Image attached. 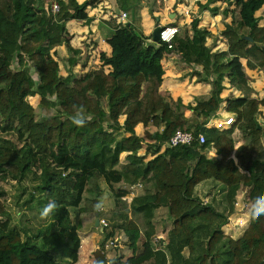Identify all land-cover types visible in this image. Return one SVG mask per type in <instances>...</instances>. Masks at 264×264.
<instances>
[{
  "label": "trees",
  "instance_id": "1",
  "mask_svg": "<svg viewBox=\"0 0 264 264\" xmlns=\"http://www.w3.org/2000/svg\"><path fill=\"white\" fill-rule=\"evenodd\" d=\"M93 1L57 0L59 9L52 12L50 3L45 7L43 0H0V109L16 119L14 124L0 121V133L15 131L22 142L16 146L0 137V179L10 176L19 183L29 179L32 189L25 203H31L36 193L39 204L56 205L50 210V222L29 233L30 228L12 224L0 199V264H75L80 222H71L68 209L94 212L99 217L100 181L108 187L122 182L143 184L144 193L132 198L130 210L143 217L146 230L143 233L126 212L114 214L117 220L101 227L103 238L90 264H122L118 256L107 263L103 249L105 241L119 230L132 251L127 262L164 264L151 257L155 249L152 220L162 206L171 220L165 245L168 264H264V215H249L247 227L236 239L220 231L233 212L240 186L249 185L246 195L251 204L264 194L263 132L256 120L258 107H264V96H250L252 89L237 59L245 58L249 69L264 70V22L259 26L255 16L264 0H220L226 3L224 14L236 12L222 31L226 51L210 52L197 19L190 23L192 35L176 36L171 49L161 42L159 47L147 45L149 37L132 23H118L107 39L110 55L100 52L101 67L79 76L71 70L61 75L48 50L64 44L70 52L69 66H74L79 51L70 45L65 22L85 18L83 9ZM215 1L206 0L199 8L207 9ZM211 11L217 12L218 7H211ZM172 51L186 64L201 65L202 73L191 74L199 82L210 83L206 99L183 104L180 98L166 99L160 93L164 74L161 60ZM229 55L235 57L224 61ZM104 65L110 66L109 72H104ZM224 77L241 93L226 99L234 122L225 129L205 127L222 101ZM27 95H38L40 108L54 113L36 119ZM186 109L203 119L191 127L184 115ZM77 113L85 121L82 126L72 122ZM138 123L159 128L144 131L150 143L144 144V136L135 133ZM234 127L246 140L236 149ZM177 129L203 132L205 141L168 146ZM142 148L143 155L138 153ZM210 149L217 156H210ZM123 152L125 161L121 163ZM145 155L150 158L145 160ZM206 181L225 190L226 213L203 203L195 194L196 185ZM127 193L117 189L114 206ZM2 195L0 187V198Z\"/></svg>",
  "mask_w": 264,
  "mask_h": 264
},
{
  "label": "crops",
  "instance_id": "2",
  "mask_svg": "<svg viewBox=\"0 0 264 264\" xmlns=\"http://www.w3.org/2000/svg\"><path fill=\"white\" fill-rule=\"evenodd\" d=\"M43 1L45 7L49 5L47 0ZM83 1L85 0H76L78 4L82 3ZM115 1L119 11L126 13L124 23H132L147 37H151V33L155 27V24H157L159 27L164 24H173L179 27L186 24V26H189L187 35L191 36L192 30L190 23L193 19H197V27L206 33L204 45L209 48L210 52L226 51L228 48L227 40L222 35V31L224 30L225 25L231 22L232 15H230L231 12H228L227 14L222 12L223 8L226 7V3L223 1L217 0L215 2L209 3V8L203 10L199 8V4H204L206 0H201L199 1L200 3L197 0H185L188 1L187 4L178 3L176 0H161L162 7H158L157 5L154 6L155 4L152 6L151 0ZM156 2L160 3V0H156ZM219 2L224 3L225 6H221ZM176 4H178V7L175 8L176 10H173V13H170V10H172L171 7L175 6ZM211 7H218V11L213 13L211 11ZM232 7L233 6H230V8ZM189 9H192L193 12H198H196V15L184 14V12L188 11ZM83 12L86 15L85 18H69V20L65 22V26L70 35V45L79 51L76 54V63L74 66H72V68H70L68 60L66 59V66L68 69L67 73L71 70L75 74L78 72V76L90 69L101 67L102 64L99 59L100 52H104L107 56L110 55L111 47L107 43V39L110 38L116 24L123 23L118 19L119 13L116 14L111 8L109 0H95L93 2H89V4H87V6L83 9ZM191 16L193 18H191ZM255 16L259 17L258 25L262 26L264 22V6H261V8L255 12ZM170 17L172 20H168ZM183 35H185V32L177 34L179 37H183ZM65 47L66 46L63 44H58L50 48L49 52H52V54H50L52 58L54 57L56 60L64 56L68 58ZM54 51L56 56L53 54ZM167 54H170V52L166 53V55ZM234 57V55H229L224 61H230ZM177 59L178 61H174L173 59L167 58L164 55L163 59L161 60L164 74L162 75V82L159 87L160 93L166 99L176 100L177 98H180L183 104L190 103L194 105L196 103V99H206L211 92L210 83L199 82L196 80V75L191 74V72L202 73L201 65L186 64L182 61L180 56L177 57ZM237 59L241 64L244 74L247 77V83L249 87L254 90L251 97L257 99L262 98L264 95H259L258 97L256 96V91H260L258 88L264 81L263 68L257 67L249 69L246 65L245 58L237 57ZM57 62L59 63L58 66H60V62L58 60ZM102 68L106 73L110 71L109 65H104ZM67 73L65 70H62V73L60 74L66 75ZM222 85L223 89L220 92L222 101L219 104L218 110L211 116L209 120L232 117L233 114L227 111L226 99L241 96L240 91L231 86L226 77H224ZM229 86L232 89H228ZM258 108L264 112L263 106H259ZM184 115L187 118H189L188 116L200 118V116L188 109L184 111ZM153 127L156 126L153 125ZM137 128H142V131H140L141 133L137 131ZM134 129L135 133L139 136H142V133L147 130L149 132H153L149 129V126L146 127L140 123H138ZM121 154H123V156L126 155L125 152ZM81 245L83 248L84 245ZM90 245L91 244H89V246ZM82 260L84 261L85 258L83 257ZM75 264L82 263L77 260Z\"/></svg>",
  "mask_w": 264,
  "mask_h": 264
},
{
  "label": "rangeland",
  "instance_id": "3",
  "mask_svg": "<svg viewBox=\"0 0 264 264\" xmlns=\"http://www.w3.org/2000/svg\"><path fill=\"white\" fill-rule=\"evenodd\" d=\"M50 4L52 2H57V0H47ZM149 1V0H147ZM163 1V0H162ZM162 1L160 0V3L156 2V0H151V5L155 4L154 6L162 7ZM178 3H188V1L185 0H176ZM198 2L201 0H197ZM200 3V2H199ZM220 3V2H219ZM58 4V2H57ZM221 6H225L224 3H220ZM59 6V5H58ZM178 7V4L175 6H172V10H170V13H173V10H176L175 8ZM232 11L236 10L232 7ZM198 12V11H196ZM196 12H193L192 9H189L188 11H185L184 14L186 15H196ZM198 14V13H197ZM232 15V14H230ZM233 15H236V12L233 13ZM232 15V17H233ZM191 18H193L191 16ZM168 20H172L171 17L168 18ZM179 27V26H178ZM189 26L186 24L181 25L179 27V33L185 32L188 34ZM64 45V44H63ZM66 48V47H65ZM48 55L51 56L52 52H49ZM67 55H70V52L66 48ZM53 54L56 56L55 51ZM180 55L176 51L170 52V54H165V57L171 58L174 61H178L177 57ZM52 57V56H51ZM54 58V57H53ZM66 56L62 58H58L57 60L60 62L59 67V73H62V70H65L67 73V61ZM59 64V63H58ZM33 71V69H32ZM79 73L77 72L76 75ZM62 75V74H61ZM228 89H232L230 86ZM252 89V88H251ZM237 90V89H236ZM260 91H256V96L259 97V95H264V81L261 83L260 87L258 88ZM254 90L251 91L250 96ZM234 93V92H233ZM237 93V92H236ZM26 100L31 104L32 107H34V117L36 119H41L42 117H47L54 113V110H48L44 111L40 108L39 102V96L38 95H27ZM260 110V109H259ZM7 110L0 109V121L2 123L6 122H12L15 123L16 119L15 115L10 113V117L6 116ZM231 115V114H230ZM189 118V124L191 127L195 126L196 123L200 122L203 118H197L194 116H188ZM256 120L259 123V125L264 126V112L263 110H260L258 114H256ZM149 129L151 131H155V129H159L156 127H153V125H148ZM147 127V126H146ZM236 127V126H235ZM234 127L233 130V137L236 139L235 148L236 149L240 145H244L246 143V140L244 141L241 137V131ZM137 131L141 133L142 128H137ZM148 131V130H147ZM142 136H144V132L142 133ZM0 137L4 139H9L13 143L16 144V146L22 145V142L17 139L16 132H8V133H0ZM145 142L144 144L150 143V139H147V137L144 136ZM260 143L262 145V152H264V134L260 136ZM209 151H212L211 149ZM208 151V152H209ZM139 154H144V148L140 149ZM232 157H234V152L232 153ZM150 155H145V160L149 159ZM119 159H121V163L125 161V156L123 154L120 155ZM101 183V189L102 193L100 194L101 199V205L99 206V217L94 212L91 213H85L82 212L80 209L77 208H69V217L71 219V222L73 224H76L77 222H80L79 229H78V235L80 237V247L78 251V261L82 264H90L93 259V251L98 248L100 241L103 238L101 226L95 225V219L98 217L99 219H104L108 224V227L111 226L112 220L116 221L115 215H117L118 212H126L129 217H133V219L137 222L139 225L141 231L144 233L146 230V225L144 223V219L140 214H132L130 210V202L133 197L139 196L144 193V187L143 184L141 186H133L125 184L124 182L114 184L111 187H108L103 183V181H100ZM0 187L3 190V195L1 196V201L5 207V209L9 212L12 219V224H16L17 226L21 227H28L30 228L29 233H32L35 231L36 228H44L45 225H47L51 218L49 216L50 212L48 214H43L44 204H39L36 197L38 194L35 193V199L31 203H25V199L28 197L29 191L32 189L31 182L29 179L24 180L22 183L17 182L14 179H11L10 176H8L5 179H0ZM117 189H126L128 193L121 198V202L118 206H114L113 199H114V192ZM249 189L248 184H244L240 186L237 191L234 198V209L233 212L228 214V222L223 225L220 228L221 233L224 235H228L234 239L240 237L243 230L247 227L249 223V215H250V207L251 203L249 202L247 198V191ZM195 194L203 201V203H211L217 211H221L226 213L227 211V204L224 200V194L225 190H220L215 184L211 183L210 181L201 182L195 187ZM115 214V215H114ZM114 215V216H113ZM153 223V245L154 250L152 251V259L155 261H163L164 264L169 263V255L166 249V243H167V232L171 227V220L168 217L167 208L162 206L155 210L154 217L152 220ZM114 241V246H106L108 244V241L106 240L103 246L105 258L108 260V263L112 262L117 256L121 258L122 264H131L127 262V259L132 256V251L128 247V241L127 238L124 236L122 231H117L115 236L112 238ZM142 241H139V250L140 251V243ZM163 241V242H162ZM83 244V248L82 245ZM89 244H91L89 246ZM109 245V244H108ZM137 251V252H138ZM184 253L187 254V250H184ZM83 257L85 260L83 261Z\"/></svg>",
  "mask_w": 264,
  "mask_h": 264
},
{
  "label": "built area",
  "instance_id": "4",
  "mask_svg": "<svg viewBox=\"0 0 264 264\" xmlns=\"http://www.w3.org/2000/svg\"><path fill=\"white\" fill-rule=\"evenodd\" d=\"M50 9L52 12H56L59 9V6L57 2H52L50 4ZM126 18V13L125 12H120L118 15V19L120 22L124 23V19ZM179 33V27L177 25L173 24H164L161 26L160 31H159V42L165 43L167 48L171 49L174 45V39ZM234 120L232 117H225V118H220V119H212L209 120L204 126L205 127H215L217 129H225L230 127L233 124ZM193 141H196L198 143H203L205 141V135L203 132H196L194 133L193 131H188V130H180L177 129L175 130L172 135L169 137L167 141L168 146H176L179 144H190ZM210 156H217L216 153L212 150L208 152ZM137 186H141L140 184H136ZM133 185V186H136ZM131 186V187H133ZM99 225L101 227L107 226V222L104 219H99ZM109 244V245H108ZM108 244L106 246H114V241L113 239L108 240ZM108 263V260H106Z\"/></svg>",
  "mask_w": 264,
  "mask_h": 264
},
{
  "label": "clouds",
  "instance_id": "5",
  "mask_svg": "<svg viewBox=\"0 0 264 264\" xmlns=\"http://www.w3.org/2000/svg\"><path fill=\"white\" fill-rule=\"evenodd\" d=\"M72 122L77 126H82L85 121L83 118H81L80 114L77 113V115L72 118ZM55 206L56 205L54 202H50L43 209V214H48L50 210L55 208ZM250 215L252 217H259L264 215V194L258 195L254 199L250 207Z\"/></svg>",
  "mask_w": 264,
  "mask_h": 264
},
{
  "label": "water",
  "instance_id": "6",
  "mask_svg": "<svg viewBox=\"0 0 264 264\" xmlns=\"http://www.w3.org/2000/svg\"><path fill=\"white\" fill-rule=\"evenodd\" d=\"M109 2H110V5H111V8L115 11V13L116 14L120 13V11H119V9L117 7L116 1L115 0H109ZM160 28L161 27H159L157 24H155V27H154V29H153V31L151 33V37H149V38H147L145 40V44L152 45L154 47H159L160 46V43L158 41L159 40V37H158L159 35L158 34H159V31H160ZM247 38H249V37H247ZM260 128L262 129V132L264 134V126L258 125V129H260ZM98 223H99V219L96 218L95 219V225L98 226ZM263 259H264V257H263Z\"/></svg>",
  "mask_w": 264,
  "mask_h": 264
}]
</instances>
